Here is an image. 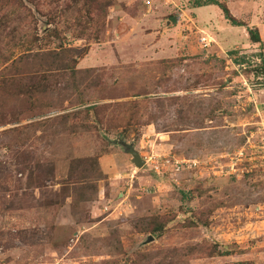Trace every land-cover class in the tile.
<instances>
[{
	"label": "rangeland",
	"instance_id": "rangeland-1",
	"mask_svg": "<svg viewBox=\"0 0 264 264\" xmlns=\"http://www.w3.org/2000/svg\"><path fill=\"white\" fill-rule=\"evenodd\" d=\"M192 1L0 0V57L75 61L0 67V264H264V0Z\"/></svg>",
	"mask_w": 264,
	"mask_h": 264
},
{
	"label": "trees",
	"instance_id": "trees-1",
	"mask_svg": "<svg viewBox=\"0 0 264 264\" xmlns=\"http://www.w3.org/2000/svg\"><path fill=\"white\" fill-rule=\"evenodd\" d=\"M94 3H97V5L100 7V9H104L105 7H108L111 4V0H90ZM193 7H198V6H204V5H209V4H214L217 5L224 16V18L229 22L230 25L232 26H242L243 23L238 21L236 18H234L228 8L225 5L220 4L216 0H206L205 2H202L201 0H193L192 2ZM8 4V2H7ZM248 34L250 39L253 42H259V34L256 29H247ZM35 40V39H34ZM33 39H30L28 41H24L22 44L20 43V47L24 48L23 53L18 55L15 59H12V61L9 63V57L6 55H3L0 57V67L2 66V71H9L13 72L12 74L16 73H22V71H29V69L34 68L37 69L38 71H55L58 73H63V72H73V63L75 61L72 60L71 58V52L73 51V48H60L58 50H51V51H32L31 46H33ZM77 51V49H75ZM237 51H229V54H233ZM71 62H73L71 64ZM2 75V74H1ZM61 76V75H59ZM8 78L5 77V81H7ZM15 78L9 79L8 82L15 81ZM6 83V84H7ZM42 84H37V85H32L30 87V90L32 92H45L48 89V86L46 83L41 82ZM42 85V86H41ZM47 86V87H43ZM159 228V227H158ZM158 228L156 230H158ZM152 230H155L153 228Z\"/></svg>",
	"mask_w": 264,
	"mask_h": 264
},
{
	"label": "crops",
	"instance_id": "crops-1",
	"mask_svg": "<svg viewBox=\"0 0 264 264\" xmlns=\"http://www.w3.org/2000/svg\"><path fill=\"white\" fill-rule=\"evenodd\" d=\"M190 11L195 15L196 21L199 22V25H197L198 28H200V30H202L204 32V34H202V36H208L211 37L212 33L211 32L214 28H218L219 30H221L220 32H218L219 34H217L218 36H222V33L227 32V31H238L240 30L241 26H232L230 24L227 23V20L223 17V15H221L220 10H218V8L216 6H214L213 4H209V5H204V6H198V7H192L190 8ZM216 12V13H215ZM130 21H128L129 25H138V24H142V21H140V19H135V18H129ZM133 22V23H132ZM123 23V20L121 18V20L116 22V25H120ZM147 25H152V23L147 22ZM205 24V25H204ZM211 29V30H210ZM211 34V35H210ZM213 40L214 38L211 37Z\"/></svg>",
	"mask_w": 264,
	"mask_h": 264
},
{
	"label": "water",
	"instance_id": "water-1",
	"mask_svg": "<svg viewBox=\"0 0 264 264\" xmlns=\"http://www.w3.org/2000/svg\"><path fill=\"white\" fill-rule=\"evenodd\" d=\"M131 156H132V160L134 162V164L137 166V167H142L145 163V161H143L142 159H139L138 155L136 152H130Z\"/></svg>",
	"mask_w": 264,
	"mask_h": 264
},
{
	"label": "built area",
	"instance_id": "built-area-1",
	"mask_svg": "<svg viewBox=\"0 0 264 264\" xmlns=\"http://www.w3.org/2000/svg\"><path fill=\"white\" fill-rule=\"evenodd\" d=\"M201 40L204 42V44L206 43L205 42V40H206V37L205 36L204 37L202 36Z\"/></svg>",
	"mask_w": 264,
	"mask_h": 264
}]
</instances>
